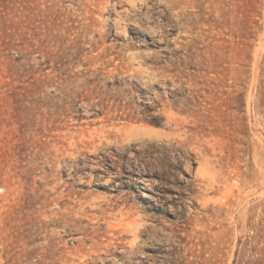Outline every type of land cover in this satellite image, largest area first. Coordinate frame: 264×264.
I'll return each mask as SVG.
<instances>
[{
	"label": "rangeland",
	"instance_id": "rangeland-1",
	"mask_svg": "<svg viewBox=\"0 0 264 264\" xmlns=\"http://www.w3.org/2000/svg\"><path fill=\"white\" fill-rule=\"evenodd\" d=\"M0 264H264V0H0Z\"/></svg>",
	"mask_w": 264,
	"mask_h": 264
}]
</instances>
